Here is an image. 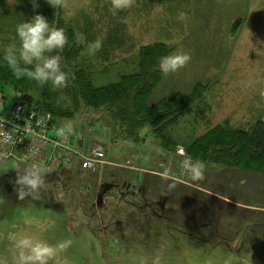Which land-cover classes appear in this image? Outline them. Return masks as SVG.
<instances>
[{
	"label": "rangeland",
	"instance_id": "374dc122",
	"mask_svg": "<svg viewBox=\"0 0 264 264\" xmlns=\"http://www.w3.org/2000/svg\"><path fill=\"white\" fill-rule=\"evenodd\" d=\"M18 8L19 0H6L4 11ZM58 9L77 29L98 85L134 71L140 46L163 41L167 74L150 101L197 86L202 95L168 135L146 125L136 140L105 107L84 114L65 105L69 115L58 119L43 110L57 130L89 134L106 157L96 170L34 172L0 156V264H36L37 248L23 239L30 228L36 244L56 239L57 264H264V171L189 148L216 126L246 131L264 118V0H58ZM116 11L120 44L97 57L86 38H107ZM0 21L3 55L51 77V58L47 64L28 45V32ZM6 100L0 111L12 106ZM64 243L74 246L72 261L59 262Z\"/></svg>",
	"mask_w": 264,
	"mask_h": 264
},
{
	"label": "trees",
	"instance_id": "16d2710c",
	"mask_svg": "<svg viewBox=\"0 0 264 264\" xmlns=\"http://www.w3.org/2000/svg\"><path fill=\"white\" fill-rule=\"evenodd\" d=\"M5 3L6 0H0V19L11 18L16 30L25 29L31 44L28 45L47 64L51 58L53 68L48 77L34 63L8 59L0 47V95L4 98L20 97L28 107L50 111L55 119L56 114L69 115L65 105L72 104L71 112L85 108L84 114L87 109L105 107L125 129L126 137L136 140L139 130L146 125L155 127L160 135H168L184 110L202 95L197 86L189 93L178 92L170 98L150 101L154 89L167 74L164 63L171 49L163 41L140 46L134 71L124 73L117 82L98 85L93 76L96 72L93 61L82 56L78 31L59 13L58 0H19V8L14 11H4ZM110 16L107 38L97 39L95 35L86 38L97 57L105 58L104 49H115L121 41L123 21L117 11ZM58 72L64 79L58 78ZM191 147L201 151L207 160L264 171V118L246 131L216 126L192 141Z\"/></svg>",
	"mask_w": 264,
	"mask_h": 264
},
{
	"label": "built area",
	"instance_id": "2783aa9c",
	"mask_svg": "<svg viewBox=\"0 0 264 264\" xmlns=\"http://www.w3.org/2000/svg\"><path fill=\"white\" fill-rule=\"evenodd\" d=\"M6 99L0 95V107L5 106ZM10 99L12 106L0 111V156L3 159H12L34 172H62L74 164L82 171L96 170L105 160L102 147L89 145V134L58 131L50 113L28 107L20 97Z\"/></svg>",
	"mask_w": 264,
	"mask_h": 264
},
{
	"label": "crops",
	"instance_id": "0c3cea01",
	"mask_svg": "<svg viewBox=\"0 0 264 264\" xmlns=\"http://www.w3.org/2000/svg\"><path fill=\"white\" fill-rule=\"evenodd\" d=\"M67 133L68 132H66V134ZM78 168H79V166H78ZM82 219H85L87 221L86 218H82ZM34 222H35L34 218L33 219H26L25 222H24V225L33 227V223ZM61 226H64V225L63 224H59V227H61ZM89 228H90V226H89ZM33 231H36L35 228L28 229L26 231L28 233L27 234L28 238H23V239H24V241H27V243L29 245L32 246L34 244V247L37 248V250H35L36 255L32 256L33 259L36 260V264H57V262H58L57 248H55V246H53L56 243V239H49L48 240L49 242H41V240H39L38 243L36 244L34 242L35 237H32V236L36 235L35 233H33ZM4 239H5V235H3V233L0 231V245L4 244L3 243ZM112 241L114 242V244H116L118 242V241L115 242V239L112 240ZM62 247L65 249L64 256L66 258L64 257L65 258L64 259L61 256H59V262L65 261V260H67V258H69V260L71 259V261H72V259L74 257L73 256L74 255V246H73V244L64 243V244H62ZM59 248H61V246H59ZM113 257H116V256L114 255ZM119 259H120V256H119Z\"/></svg>",
	"mask_w": 264,
	"mask_h": 264
}]
</instances>
